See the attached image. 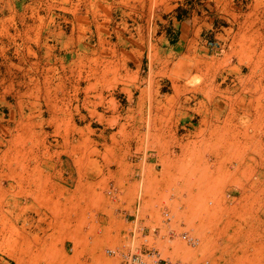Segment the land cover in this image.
I'll return each instance as SVG.
<instances>
[{
  "label": "rangeland",
  "instance_id": "1",
  "mask_svg": "<svg viewBox=\"0 0 264 264\" xmlns=\"http://www.w3.org/2000/svg\"><path fill=\"white\" fill-rule=\"evenodd\" d=\"M130 249L264 264V0H0V264Z\"/></svg>",
  "mask_w": 264,
  "mask_h": 264
},
{
  "label": "built area",
  "instance_id": "2",
  "mask_svg": "<svg viewBox=\"0 0 264 264\" xmlns=\"http://www.w3.org/2000/svg\"><path fill=\"white\" fill-rule=\"evenodd\" d=\"M182 239L185 243H188L192 246H195L198 243L196 238L189 237L186 234L182 236ZM120 257L121 261L119 264H183L181 262L163 259L158 253L154 254L149 252L142 255L133 253L131 249L126 253H120Z\"/></svg>",
  "mask_w": 264,
  "mask_h": 264
}]
</instances>
